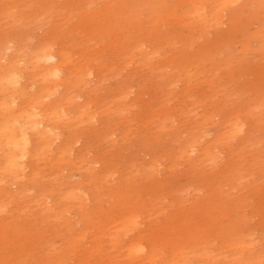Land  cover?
Listing matches in <instances>:
<instances>
[{
	"label": "rangeland",
	"instance_id": "rangeland-1",
	"mask_svg": "<svg viewBox=\"0 0 264 264\" xmlns=\"http://www.w3.org/2000/svg\"><path fill=\"white\" fill-rule=\"evenodd\" d=\"M226 2L224 0H0V62L3 63L0 65L7 66L15 61L17 56L24 61L20 63L22 65H19L22 70L20 84L25 87V90L23 95L18 96L20 101L17 99L16 102L25 107L28 100L36 97L44 86L38 80V76L32 74L27 68V63L30 64L36 51L40 53L49 49L55 53L59 52L57 54L64 55L63 58L69 62V69L80 67V65L81 68L86 66L84 70L88 73L83 78L77 75L67 79L69 82L66 81L64 85L56 87V90L54 89L53 93L48 95L49 97L42 98V105L46 107L58 102L65 108L64 113H67L65 115L67 118L57 123L55 129L61 131V140L70 138L69 135L73 133L78 135V139L75 143L73 142L74 144L72 143L74 149L70 148L68 150L70 152L65 150V159H72L76 155L83 154L87 160L88 157L93 161L100 158V164L96 165L100 168H93L94 172L104 166L115 167L117 170V174L111 180L109 178L110 181L107 179L105 182L99 177L97 183L91 181L92 187L89 185L88 188L101 198V202L97 205L98 207L92 209L96 204L88 200L84 205L85 212L90 218L95 215L96 219L104 216L108 211L114 212L112 215L116 217L120 211L130 207L132 201L137 199L139 209H143L140 210L142 227L139 234L146 240L148 248H154L156 251L154 260L159 259L161 264L168 262L172 257L171 252L178 248H185L189 253L186 255L188 258L182 256L186 264H236V261L242 262L241 258L245 261L251 257L259 258L260 264H264V0H226ZM82 26L88 27L84 30ZM79 28L83 31H79ZM146 40L149 42L147 49L145 48L146 52L157 51L156 54H159V57L154 55L148 58L149 62H145L141 54L132 53V61H129L127 56L131 48L134 50L135 46ZM118 41L119 45L116 46ZM52 46H55L54 49ZM29 54L34 55L29 56ZM66 55L69 58H66ZM81 57H86L85 61L88 64ZM23 63H26L25 66ZM73 63L76 66L72 65ZM79 63H83L84 66ZM181 65L184 68L191 67L187 68L188 71L185 68L187 71L185 72ZM89 71L93 72L92 76ZM172 71L174 74L171 73ZM77 78L80 80H76ZM31 80L36 81L32 83ZM82 105L83 107L88 105L86 109L91 111L93 120L86 119L85 116L72 120ZM117 107L127 112H122V116L121 110L118 111ZM69 113L71 116L68 115ZM85 120L86 123H84ZM230 123L240 124L234 127ZM115 125L116 127L113 128ZM240 128H242L241 131ZM84 129H86L85 132ZM186 138L187 141H185ZM221 138L224 139L221 140ZM188 140L191 144L187 143ZM54 141L51 142L53 147L51 144L47 147V155L32 160L31 163H27L29 167L28 165L24 167L23 176L30 175V171L33 170L37 174L34 175L33 182L25 183L26 192L17 193L16 196L13 190L17 187L19 190L22 185L12 184L11 186L9 175L4 174L3 171L0 172L2 230H7L8 235L10 230L15 228L16 231L31 229L34 233L30 239L32 242L16 237L11 241L12 244L16 242L24 247L27 244L26 248L33 246L34 250L31 253L35 255L30 258H34V261L26 258L27 260H24L22 264L43 262L51 250L47 242L55 244L54 249L60 248L63 259H68L69 255L68 264H96V262L104 264L105 259L102 257L105 258V256L94 254L89 258L85 252L93 244L95 237L99 238L101 252L111 259H117L118 264L139 263V261L132 263L125 256L122 257V245L126 238L119 234L118 246H114V242L108 240V233L113 229L109 227L112 225L109 220L100 229H96L95 224L86 225L81 222L69 232L63 229L60 231L61 235L50 237L54 228L60 229L63 225L62 223L58 225L59 223L57 224L55 219L49 216L51 215L49 210L43 214L45 204L37 196L42 184L46 188L53 187L55 184L53 177L58 175L61 179L71 182L70 184L80 183L88 177L84 167L80 172L79 169H75L76 166L73 163H66V166L61 164L58 167L54 158L59 141ZM122 142L124 145H121ZM116 144H119L118 148L114 149ZM202 150L203 153L209 152L204 155ZM34 162L35 165H31ZM49 166L52 168L49 169ZM124 179L126 182L122 181ZM111 181L113 187L110 188H118L115 190L120 189V191L125 189V193L120 192L125 194L120 199L113 200L106 191L105 186ZM98 183L101 185L99 186ZM97 186H99L98 190ZM2 189L11 195L4 196ZM53 198V195L46 198L48 202L46 204L49 205L50 199ZM8 199L12 200V204L15 203L10 205L11 200ZM65 204L71 208V211L73 208V213L70 211L66 215L72 220L75 219L76 205ZM18 214L21 215L18 216ZM13 218L17 219L14 221ZM168 223L174 227L167 228ZM83 226L91 227L89 230L92 231L90 233L92 235H89L90 231L84 233L80 229ZM41 227L43 230L40 229ZM1 234L3 235V231ZM40 234L44 236H42L43 239L38 238ZM70 236L71 238L83 237V240L79 242L74 241L79 243L77 247H74L76 249L72 250L70 247ZM189 238L192 239L191 242L188 241ZM128 239L133 238L128 237L126 240ZM2 240H0V252H2L1 247L4 249ZM4 250L11 251L9 246H6ZM201 252L202 255L207 252L209 258H196L201 255ZM17 253L20 254L18 261L24 258L18 250ZM6 255L0 259V264H12L8 253Z\"/></svg>",
	"mask_w": 264,
	"mask_h": 264
},
{
	"label": "bare ground",
	"instance_id": "bare-ground-1",
	"mask_svg": "<svg viewBox=\"0 0 264 264\" xmlns=\"http://www.w3.org/2000/svg\"><path fill=\"white\" fill-rule=\"evenodd\" d=\"M3 1V0H2ZM6 1V0H5ZM8 1V0H7ZM64 1V0H63ZM225 2H226V0H224ZM228 1V0H227ZM230 1V0H229ZM234 1V0H233ZM221 2H223V1H221ZM232 2V1H231ZM263 2V1H262ZM114 3H115V1H114ZM228 3H230V2H228ZM60 4V3H59ZM108 4H110V3H108ZM118 4V3H117ZM226 4H227V2H226ZM231 4V3H230ZM66 5V4H65ZM89 5V4H88ZM224 5V4H223ZM259 5H260V3H259ZM262 5V4H261ZM260 5V6H261ZM59 6V5H58ZM61 6V5H60ZM90 6V5H89ZM117 6V5H116ZM198 6V5H197ZM207 7V6H206ZM262 7V6H261ZM264 7V6H263ZM16 8V7H15ZM107 8V10H108V7H106ZM64 9V8H63ZM223 9V8H222ZM9 10V9H8ZM104 10V9H103ZM211 10V9H210ZM195 11V10H194ZM193 11V13H195ZM202 11V10H201ZM200 11V12H201ZM41 12V11H40ZM197 12V11H196ZM66 13V12H65ZM118 13V12H117ZM184 13V12H183ZM197 13H199V12H197ZM112 14V13H111ZM111 14H109V15H111ZM182 14V13H181ZM188 14V13H187ZM32 15V14H31ZM39 15V14H38ZM88 15V14H87ZM108 15V16H109ZM114 15V14H113ZM184 15V14H183ZM186 15V14H185ZM190 15H192V14H190ZM195 14H193V16H194ZM8 16H9V14H8ZM90 16V15H89ZM104 16V15H103ZM157 16V15H156ZM86 17V16H85ZM88 17V16H87ZM195 17V16H194ZM10 18V17H9ZM52 18V17H51ZM93 18V17H92ZM185 18V17H184ZM62 19V18H61ZM113 19V18H112ZM111 19V20H112ZM197 19V18H196ZM195 19V20H196ZM82 20V19H81ZM85 20V19H84ZM123 20V19H122ZM127 20H129V19H127ZM135 20V19H134ZM178 20H180V19H178ZM181 20H182V18H181ZM20 21V20H19ZM18 21V22H19ZM83 21V20H82ZM89 21V20H88ZM124 21V20H123ZM133 21V20H132ZM150 21V20H149ZM157 21V20H156ZM191 21V20H190ZM207 21V20H206ZM30 22V21H29ZM111 22V21H110ZM151 22H153V21H151ZM68 23V22H67ZM96 23V22H95ZM109 23V22H108ZM129 23V22H128ZM154 23V22H153ZM152 23V24H153ZM156 23V22H155ZM200 23V22H199ZM127 24V23H126ZM60 25V24H59ZM99 25V24H98ZM117 25V24H116ZM90 26V25H89ZM103 26H105V25H103ZM120 26H121V24H120ZM152 26V25H151ZM153 26H154V24H153ZM77 27V26H76ZM82 27H84V30H85V27L86 26H82ZM88 27V26H87ZM86 27V28H87ZM117 27H119V26H117ZM117 27H115V28H117ZM156 27V26H155ZM90 28V27H89ZM88 28V29H89ZM96 28V27H95ZM99 28V27H98ZM154 28V27H153ZM155 29H157V27L155 28ZM72 31V30H71ZM79 31H83L82 29L80 30V28H79ZM90 31V30H89ZM88 31V32H89ZM119 31V30H118ZM152 31V30H151ZM60 32V31H59ZM117 32V31H116ZM153 32V31H152ZM87 33V32H86ZM91 33V32H90ZM102 33V32H101ZM49 34V33H48ZM53 34V33H52ZM83 34V33H82ZM85 34V33H84ZM92 34V33H91ZM18 35V34H17ZM16 35V36H17ZM128 35V34H127ZM126 35V36H127ZM150 35V34H149ZM93 36V35H92ZM96 36H98V35H96ZM108 36V35H107ZM105 37V36H104ZM150 37V36H149ZM89 38V37H88ZM128 38V37H127ZM100 39V38H99ZM103 39V38H102ZM101 40V39H100ZM130 41V40H129ZM131 41H133V40H131ZM61 42V41H60ZM140 42V41H139ZM170 42V41H169ZM121 43H124V42H121ZM147 43H149V42H147V40L146 41H142L141 43H139V45H138V42H137V45L138 46H135V49L133 50L132 48H131V50L129 51V53L128 52H126V53H128V56H127V59L129 60V61H132V57H131V54L132 53H138V54H141L142 56L141 57H143V60L145 61V62H149V60H148V58L150 59L151 57H153L154 55H156V56H158L159 57V54L157 55L156 53H157V51L155 52V53H150V51L149 52H146V46H147ZM48 44V43H47ZM134 44H136V43H134ZM172 44V43H171ZM46 45V44H45ZM49 45V44H48ZM47 45V46H48ZM54 45V44H53ZM116 46H118L119 45V41H118V44L116 43L115 44ZM176 45V44H175ZM7 46V45H6ZM12 46V45H11ZM123 46V45H122ZM132 46V45H131ZM174 46V45H173ZM172 46V47H173ZM53 47V46H52ZM55 47V46H54ZM54 47L52 48V49H54ZM126 47V46H125ZM129 47V46H128ZM175 47V46H174ZM130 48V47H129ZM146 48V49H145ZM164 48V47H163ZM38 49V48H37ZM114 49H117V48H114ZM118 49H122V48H118ZM158 49V48H157ZM7 50V49H6ZM39 50H41V48L39 49ZM51 50V49H50ZM55 50H56V48H55ZM124 50H125V48H124ZM25 51V50H24ZM30 51V50H29ZM35 51V50H34ZM33 51V52H34ZM122 51V50H121ZM154 51H155V49H154ZM6 52V51H5ZM4 52V53H5ZM63 52V51H62ZM65 52V51H64ZM57 53H59V52H57ZM57 53H55V51L53 52V51H49V49L47 50V51H40V53L38 52L37 53V51H36V54H35V56L32 58V60L30 61V64H28L27 63V65H28V67L27 68H29L28 70H30V72L32 73V74H34V75H36V76H38L37 78H38V80L41 82V84L42 85H44L43 86V88H42V90L38 93V95L36 96V97H33V98H31V99H29L28 100V102H27V104L25 105V107L23 106V105H19V103H17L16 101H17V99H19V97L18 96H21V95H23L22 93L24 92V90H25V87H23L21 84H20V79H21V75H20V73H21V68H20V65H22V64H20L23 60H20V59H18V58H20V56L18 57L17 56V58H15V61H13V62H6L5 60H3V61H5L8 65L6 66V64H4V65H0V172L1 171H3L4 172V174L6 173L7 175H9V177H10V181H9V183L11 184V186H12V184L14 185V184H20V189L18 190V187L17 188H15L14 190H16V191H14L13 190V188H12V190H13V192H15L16 193V196H17V193H24V192H26L25 190H26V188H25V183H27L28 181H31V182H33V179H35L34 178V175L36 174L35 172H34V170L33 171H30V175H26V176H23V174L25 173V171H24V167H26L28 164L27 163H31L32 162V160H37L38 159V157H43L45 154L47 155V151H48V146L51 144V142H53L54 140H58L59 142H58V145H57V147H56V149H55V151H56V155H55V153H54V155H55V158H54V160L56 161V163L58 164V167H59V165H61V164H64V166H66V163H73V165L74 166H76L75 167V169L77 168V169H79L80 170V172H81V168H83L84 167V170H85V172H87L88 173V177L84 180V181H80V183H73L72 182V184H70L69 182H67L66 181V179H61V177H60V175H58V176H56V177H53L54 179V185H53V187L51 186L50 188H46V187H44V185L41 183V180H40V184H42V186H41V190L39 191L40 193L37 195L39 198V200L40 201H42L43 202V204H45L44 206H43V214L47 211V210H49L48 212H50L51 213V215L49 214V216H51L53 219H55V221L57 222V224L58 225H60L61 223H62V225H63V227H61L60 229H55L54 228V230L52 231V235H50V237H56L57 235H61V233H60V231L61 230H65V231H70V230H72V229H74L75 227H76V225L77 224H79V223H81V222H83L84 224H86V225H88L89 223H91L92 225L93 224H95V225H97V227H96V229H100V228H102L103 227V225L105 226V223L106 222H108V220L110 221V223L112 224L111 226H109V227H112L113 229L111 230V232L110 233H108V240L110 241V242H114L113 244H114V246L116 245V246H118L119 245V242H117L118 241V236H119V234L121 235V236H123V238L125 239H127L128 237H131V238H133V239H128V240H126L125 239V243L122 245V249H123V255H122V257H126L127 258V260H129L130 262H132V263H136L137 261H139V263L140 264H161V261L159 260V259H156V260H154V258H155V255H156V251L154 250V248H148V244H147V242H146V240L144 239V237L142 236V235H140L139 234V231L141 230V222L142 221H140V219L142 218L141 217V211L140 210H143L142 208L141 209H139V206H138V204H137V199H135L136 201H132V204H131V206L130 207H125L122 211H120V214L118 215V216H116V217H114L112 214H114V212L113 213H111V212H106V214L104 215V216H100V218H98V219H96V217H95V215H93L91 218L88 216V214L85 212V209H86V207H84V205L85 204H87V202H88V200H92V203L95 205L94 207H92V209H94V208H96V206L99 204V202H101V198L100 197H98V195L92 190V189H90V188H88L89 187V185L91 184V181H94V183H97L96 181H97V178L99 177L100 179H102V180H109V178H110V180H111V178H113L114 177V175L115 174H117V170L115 169V167H113V168H106L105 166L104 167H102L101 169H99L97 172H94V169L96 168V167H98V166H96L97 164H100V158H98V159H96L97 161H93V160H91V158L90 157H88L89 159L87 160L86 159V157L83 155V154H80V155H76V156H74L72 159H65V156H66V154H65V150H69L70 148H72V149H74L73 147H72V143L74 142L75 143V141L78 139V135L77 134H75V133H73V134H70L69 136H71L70 138H68V137H66V138H64V140H61L60 138H61V134H60V132L58 131V130H55L56 129V125H58L57 123H59V122H61L62 120H64V118L66 117L65 115L67 114H65L64 113V111L66 112V110H65V108H63L62 106H61V104H59L58 102H55V103H53L52 105H50V106H46V107H43V105H42V98L44 97V96H48L49 94H52L53 93V90L56 88V87H58V86H62V85H64L65 84V82L67 81V79H72V76L73 77H77V75H78V77H80V78H83L84 77V75L85 74H87L88 72L86 71V70H84V68L86 67V66H84L83 65V63H79V64H82L83 66H84V68H81V65H80V67H75V68H71V69H69V66H68V64H69V62H66V59L65 58H63V56H60V55H58ZM6 54V53H5ZM65 54V53H64ZM88 54V53H87ZM15 55V54H14ZM30 55H34V54H29V56ZM45 55H52V56H54L55 57V62L54 63H43L42 62V58L45 56ZM134 55V54H133ZM136 55V54H135ZM67 56V55H66ZM115 56V55H114ZM119 56V55H118ZM161 56V55H160ZM13 57V56H12ZM16 57V56H15ZM25 57V56H24ZM116 57V56H115ZM139 57V56H138ZM26 58V57H25ZM24 58V59H25ZM66 58H69L68 56L66 57ZM81 58H83V57H81ZM86 58V57H85ZM85 58H83L84 59V61H85ZM137 58V57H136ZM138 59V58H137ZM180 59V58H179ZM11 60V59H10ZM9 60V61H10ZM177 60V59H176ZM176 60H174V62H176ZM184 61H186L185 59H183ZM182 60V61H183ZM83 61V60H82ZM187 61H188V59H187ZM24 62V61H23ZM86 62V61H85ZM90 62V61H89ZM137 62V61H136ZM141 62V61H140ZM140 62H139V65H141L140 64ZM144 62V63H145ZM171 62V61H170ZM0 63H2V62H0ZM87 63V62H86ZM126 63H128V62H126ZM125 63V64H126ZM142 64H143V62H141ZM3 64V63H2ZM20 64V65H19ZM24 64V63H23ZM26 64V63H25ZM25 64H24V66H25ZM75 63H73L72 65H74ZM76 64H78V63H76ZM88 64V63H87ZM130 64V63H129ZM129 64H128V66H129ZM137 64H138V62H137ZM149 64V63H148ZM152 64V63H151ZM166 64V63H165ZM177 64V63H176ZM135 65V64H134ZM147 65V64H146ZM146 65H144V66H146ZM157 65V64H156ZM167 65V64H166ZM165 65V66H166ZM180 65V64H179ZM184 65V64H183ZM183 65H181V66H183ZM192 65H194V64H192ZM74 66H76V65H74ZM93 66V65H92ZM123 66H124V64H123ZM71 67V66H70ZM189 67V66H188ZM187 67V68H188ZM191 67V66H190ZM189 67V68H190ZM195 67V66H194ZM88 68V67H87ZM86 68V69H87ZM90 68V67H89ZM179 68V67H178ZM182 68H184V66L182 67ZM186 68V67H185ZM185 68H184V71H185ZM186 68V70L188 71V69ZM26 69V68H25ZM59 70L60 71V73H61V75H60V77L58 78V79H54V78H52L51 76H50V73L52 72V71H54V70ZM69 69V70H68ZM95 69V68H94ZM124 69H125V66H124ZM160 69V68H159ZM165 69H166V67H165ZM164 69V70H165ZM180 69V68H179ZM147 70V69H146ZM177 70V69H176ZM176 70L174 71V72H176ZM183 70V69H182ZM154 71V70H153ZM152 71V72H153ZM187 71H185V72H187ZM90 73H91V76H92V74H93V72H91V71H89ZM95 72V71H94ZM181 72H183V71H181ZM171 73H173V71L171 72ZM193 73V72H192ZM202 73V72H201ZM174 74V73H173ZM179 74V73H178ZM186 74H188V73H186ZM185 74V75H186ZM95 75V74H94ZM183 76V75H182ZM63 77V78H62ZM88 77V76H87ZM172 77H174V76H172ZM187 77V76H186ZM185 77V78H186ZM36 78V77H35ZM170 78V77H169ZM177 78V77H176ZM198 78V77H197ZM32 79V78H31ZM79 78H77L76 80H78ZM75 80V81H76ZM80 80V79H79ZM173 80H175L174 78H173ZM179 80V79H178ZM177 80V81H178ZM186 80V79H185ZM32 81V80H31ZM34 82L36 81V80H33ZM32 81V83H34ZM184 81V80H183ZM188 81V80H187ZM191 81V80H190ZM67 82H69V81H67ZM71 82V81H70ZM176 82V81H175ZM170 83V82H169ZM192 83V82H191ZM177 84V83H176ZM31 85V84H30ZM37 85V84H36ZM34 87H35V85H34ZM33 88V87H32ZM29 89H31V88H29ZM36 89V88H35ZM58 89V88H57ZM194 89V88H193ZM34 90V89H33ZM56 90V89H55ZM126 91V90H125ZM57 92V91H56ZM31 93H32V91H31ZM124 93V92H123ZM188 93V92H187ZM82 94V93H81ZM63 95H65V94H63ZM95 95V94H94ZM141 95V94H140ZM216 95V94H215ZM54 96V95H53ZM78 96V95H77ZM24 97V96H23ZM23 97H21V99L23 98ZM49 97V96H48ZM72 97V96H71ZM25 98H26V96H25ZM67 98V97H66ZM193 98V97H192ZM44 99H46V97L44 98ZM43 99V100H44ZM60 99V98H59ZM68 99V98H67ZM66 99V100H67ZM70 99H72V98H70ZM77 99V98H76ZM117 99H119V98H117ZM65 100V101H66ZM120 100V99H119ZM186 100V99H185ZM19 101H20V99H19ZM18 101V102H19ZM68 101V100H67ZM66 101V102H67ZM118 101V100H117ZM52 102H54V101H52ZM69 102V101H68ZM68 102H67V104H68ZM116 102V101H115ZM137 102V101H136ZM140 102V101H139ZM153 102V101H152ZM189 102V101H188ZM23 103V102H22ZM71 104V103H70ZM84 106H85V104H84ZM88 106V105H87ZM87 106L86 107H83V105H82V107L79 109L80 111L78 112V114H76L73 118H72V120H74L75 118L76 119H80L81 117H83V116H85L86 117V119H94V117H93V115H91V111L89 112V110H87L86 108H87ZM122 106H123V104H122ZM127 107V106H126ZM134 107V106H133ZM181 107V106H180ZM115 109H116V107H115ZM117 109H118V111H120L121 110V108H120V110H119V108L117 107ZM126 109V108H125ZM128 109V108H127ZM73 110V109H72ZM100 110V109H99ZM111 110V109H110ZM113 110V109H112ZM254 110V109H253ZM75 111V110H74ZM73 111V112H74ZM115 111H117V110H115ZM114 111V112H115ZM67 112H68V109H67ZM113 112V111H112ZM122 110H121V115L123 116V114H122ZM124 112H127V111H125L124 110ZM123 112V113H124ZM138 112V111H137ZM191 112V111H190ZM72 113V112H71ZM71 113H69L68 115L69 116H71ZM117 113H119V112H117ZM164 113V112H163ZM94 114H96V113H94ZM120 114V113H119ZM128 114V113H127ZM139 114V113H138ZM169 114V113H168ZM182 114V113H181ZM245 114V113H244ZM116 115V114H115ZM157 115V114H156ZM171 115V114H170ZM175 115V114H174ZM253 115V114H252ZM166 116V115H165ZM191 115H189V117H190ZM107 117H109V116H107ZM120 117V116H119ZM154 117H156V116H154ZM169 117V116H168ZM174 117V116H173ZM184 117H185V115H184ZM67 118V117H66ZM123 118V117H122ZM143 118V117H142ZM183 118V117H182ZM206 118V117H205ZM75 119V120H76ZM155 119H158V118H155ZM254 119V118H253ZM257 119V118H256ZM65 121V120H64ZM89 121V120H88ZM97 121H98V119H97ZM175 121V120H174ZM178 121V120H177ZM230 121V120H229ZM79 122V121H78ZM93 122V121H92ZM91 122V123H92ZM236 122V121H235ZM81 123H82V121H81ZM84 123H86V120H85V122ZM96 122H94V125H96L95 124ZM130 123V122H129ZM167 123V122H166ZM224 123V122H223ZM88 124V123H87ZM157 124V123H156ZM188 124V123H187ZM235 124H237V123H235ZM238 124H240V123H238ZM237 124V125H238ZM66 125V124H65ZM90 125V124H89ZM92 125V124H91ZM139 125V124H138ZM221 125V124H220ZM230 125H234V123L232 124V123H230ZM237 125H234V127L235 126H237ZM74 126H76V124L74 125ZM81 126V125H80ZM172 126V125H171ZM88 127V126H87ZM86 127V128H87ZM94 127H96V126H94ZM114 127H116V125L115 126H113V128ZM197 127V126H196ZM221 127V126H220ZM226 127H230V126H228V125H226ZM233 127V126H232ZM241 127H242V125H241ZM65 128V127H64ZM63 128V129H64ZM75 128V127H74ZM122 128V127H121ZM224 128V127H223ZM58 129V128H57ZM117 129V128H116ZM127 129V128H126ZM136 129V128H135ZM150 129V128H149ZM173 129H174V127H173ZM234 129V128H233ZM238 129V128H237ZM236 128L234 129V130H237ZM241 129L242 128H240L239 130L241 131ZM65 130V129H64ZM63 130V131H64ZM69 130V129H68ZM83 130V129H82ZM85 130L86 129H84V132H85ZM117 130H119V129H117ZM80 131H81V129H80ZM129 131H130V129H129ZM138 131V130H137ZM232 131V130H231ZM239 131V132H240ZM70 132H73V131H70ZM79 132V131H78ZM136 132V131H135ZM145 132V131H144ZM164 132V131H163ZM228 132H230V131H228ZM81 133H83V131L81 132ZM90 133V132H89ZM96 133V132H95ZM112 133V132H111ZM99 134V133H98ZM120 134H123V133H120ZM228 134V133H227ZM230 134V133H229ZM238 134V133H237ZM63 135H64V133H63ZM68 135V134H67ZM66 135V136H67ZM83 135V134H82ZM97 135V134H96ZM95 135V136H96ZM114 135V134H113ZM193 135V134H192ZM220 135V134H219ZM222 135V134H221ZM232 135V134H231ZM121 136V135H120ZM65 137V136H64ZM94 137V136H93ZM92 137V138H93ZM107 137H109V136H107ZM106 137V142L108 141L107 138ZM110 137L112 138V135L110 134ZM126 137V136H125ZM133 137V136H132ZM192 137V136H191ZM227 137H228V135H227ZM80 138V137H79ZM83 138H84V136H83ZM115 138H118V137H115ZM122 138V137H121ZM120 138V139H121ZM173 138V137H172ZM187 138H189V137H187ZM187 138H186V140L185 141H187ZM229 138V137H228ZM35 139V142H33V140ZM82 139V138H81ZM99 139V138H98ZM125 139V138H124ZM123 139V140H124ZM195 139V138H194ZM224 139V138H223ZM222 138H221V140H223ZM231 139V138H230ZM93 140V139H92ZM118 140V139H117ZM218 140V139H217ZM104 141V140H103ZM111 141V140H110ZM112 141H114V139H112ZM122 141V140H121ZM171 141V140H170ZM189 141V140H188ZM193 141V140H192ZM214 141V140H213ZM220 141V140H219ZM93 142V141H92ZM116 142V141H115ZM114 142V143H115ZM127 142V141H126ZM126 142H125V144H126ZM191 141H189V142H187V143H190ZM198 142V141H197ZM216 142V141H215ZM218 142V141H217ZM216 142V143H217ZM54 143H55V141H54ZM53 143V144H54ZM73 143V144H74ZM84 143V142H83ZM110 143V142H109ZM117 143H119V142H117ZM183 143H184V141H183ZM220 143V142H219ZM111 144H112V142H111ZM123 144V142L121 143V145ZM191 144V143H190ZM189 144V145H190ZM195 145V143H192V145ZM213 144V143H212ZM80 145V144H79ZM115 145V144H114ZM113 145V146H114ZM117 145H119V144H116V146H115V148L114 149H117L118 147H117ZM124 145V144H123ZM177 145V144H176ZM184 145H186V144H184ZM191 145V146H192ZM197 145V144H196ZM51 146H52V144H51ZM51 146H50V148H51ZM208 146V145H207ZM214 146V145H213ZM53 147V146H52ZM187 147V146H186ZM221 147V146H220ZM50 148H49V152H50ZM101 148V147H100ZM111 148V147H110ZM185 148V147H184ZM183 148V149H184ZM205 148V147H204ZM127 149V148H126ZM125 149V150H126ZM191 149H193V147H191ZM53 149H51V151H52ZM110 150V149H109ZM124 150V151H125ZM66 151V152H67ZM123 151V150H122ZM177 151V150H176ZM181 151V150H180ZM68 152H70V151H68ZM68 152H67V154H68ZM72 152V151H71ZM82 152V151H81ZM196 152V151H195ZM208 152L209 151H204V153H203V150H202V153L204 154V155H207L208 154ZM51 153V155H52V152H50ZM58 153V154H57ZM116 153V152H115ZM120 153V152H119ZM181 154H182V152H180ZM187 153V152H186ZM197 153V152H196ZM201 153V154H202ZM71 154V153H70ZM74 154V153H73ZM105 154V153H104ZM109 154V153H108ZM112 154H114V153H112ZM123 153H121V155H122ZM200 154V155H201ZM88 155H89V153H88ZM102 155V154H101ZM199 155V156H200ZM112 156V155H111ZM117 156V155H116ZM116 156H114L115 158H116ZM119 156V155H118ZM129 156V155H128ZM186 156V155H185ZM203 156V155H202ZM209 156V155H208ZM52 157V156H51ZM70 158H71V155L69 156ZM104 157V156H103ZM46 158V157H45ZM94 158V157H93ZM96 158V157H95ZM102 158V157H101ZM202 158V157H201ZM52 159V158H51ZM117 159V158H116ZM203 159V158H202ZM204 159H206L205 157H204ZM47 160H49V159H47ZM100 160V161H99ZM113 160V159H112ZM43 161H45V160H43ZM42 161V162H43ZM152 161V160H151ZM46 162V161H45ZM120 162V161H119ZM133 162V161H132ZM216 162V161H215ZM44 163V162H43ZM50 163V165L52 164L51 163V161L49 162ZM48 163V164H49ZM112 163V162H111ZM129 164V163H128ZM134 164V163H133ZM133 164H132V167H133ZM31 165H35V162H34V164H31ZM55 165V164H54ZM85 165V166H84ZM47 166V165H46ZM109 166V165H108ZM111 166V165H110ZM126 166V165H125ZM129 166V165H128ZM131 166V165H130ZM149 166V165H148ZM28 167H29V165H28ZM40 167V166H39ZM48 167V166H47ZM46 167V168H47ZM57 167V168H58ZM152 167V166H151ZM36 168V167H35ZM52 168V167H51ZM50 168V166H49V169H51ZM94 168V169H93ZM98 168H100V167H98ZM128 168V167H127ZM131 168V167H130ZM134 168V167H133ZM132 168V169H133ZM149 168V167H148ZM40 169V168H39ZM43 169V168H42ZM54 169V168H53ZM70 169V168H69ZM123 169V168H122ZM146 169V168H145ZM153 169V168H152ZM152 169L151 170H149L148 169V171H152ZM156 169V168H155ZM31 170V169H30ZM60 171H61V169H59ZM71 170V169H70ZM78 170V171H79ZM44 171V170H43ZM50 171V170H49ZM48 171V172H49ZM69 171V170H68ZM77 171V172H78ZM40 172H41V170H40ZM54 172V171H53ZM62 172V171H61ZM60 172V173H61ZM67 172V171H66ZM66 172H64V173H66ZM125 172V171H124ZM153 172H154V170H153ZM44 173V172H43ZM74 173V172H73ZM151 173V172H150ZM155 173V172H154ZM45 174H46V172H45ZM52 174V173H51ZM58 174V173H57ZM56 174V175H57ZM68 174V173H67ZM86 174V173H85ZM125 174V173H124ZM37 175V174H36ZM53 175H55V174H53ZM69 175V174H68ZM148 175V174H147ZM233 175V174H232ZM1 176V175H0ZM2 176H3V178H4V175H3V173H2ZM38 176H39V174H38ZM46 176H47V174H46ZM52 176V175H51ZM66 176V175H65ZM64 176V177H65ZM86 176V175H85ZM125 176H126V174H125ZM124 176V177H125ZM41 177V176H40ZM50 179H51V177L50 176H48ZM63 177V178H64ZM1 178V177H0ZM49 178H46V179H49ZM67 178H68V176H67ZM91 178H93L92 180H90ZM121 178H123V177H121ZM133 178V177H132ZM6 179H7V177H6ZM38 179H40L39 177H38ZM42 179V178H41ZM83 179V178H82ZM81 179V180H82ZM1 180V179H0ZM3 180V179H2ZM45 180V179H44ZM109 180V181H110ZM121 180V179H120ZM129 180V179H128ZM135 180V179H134ZM5 181V180H4ZM47 181V180H46ZM50 181H52V180H50ZM122 181H125V179L124 180H122ZM0 182H2V181H0ZM21 182V183H20ZM35 182V181H34ZM43 182V181H42ZM100 182V181H99ZM106 182V181H105ZM126 182V181H125ZM5 183V182H4ZM3 183V184H4ZM37 183V182H36ZM47 183V182H46ZM45 183V184H46ZM49 183H51V182H49ZM48 183V184H49ZM109 183V182H108ZM3 184H1V185H3ZM10 184H6V185H10ZM31 184V183H30ZM99 184V183H98ZM128 184H130L129 182H128ZM101 184H99V186H100ZM104 185V184H103ZM113 185V183H112V181H111V183H109V184H107L106 186H105V188H106V191H108V194L110 195V197L113 199V200H115V199H117V198H121L123 195H125V194H123V193H125V189L123 190V191H120V189L119 190H115V189H118V188H115V189H112V188H110L111 186ZM119 185V184H118ZM127 185V184H126ZM126 185H124V186H126ZM131 185V184H130ZM37 186V185H36ZM91 186V185H90ZM99 186H97V190H98V187ZM115 186H117L116 184H115ZM9 187V186H8ZM31 187V186H30ZM92 187V186H91ZM104 187V186H103ZM113 187V186H112ZM121 187V186H120ZM119 187V188H120ZM5 188V187H4ZM29 188V187H28ZM34 188V187H33ZM40 188V187H39ZM94 188V187H93ZM1 189V188H0ZM5 189H7V188H5ZM103 189V188H102ZM135 189V188H134ZM12 190H10V191H12ZM32 190V189H31ZM30 191V190H29ZM44 191H47V192H44ZM103 191H104V189H103ZM2 192H3V194H4V196H10L11 194L8 192V191H4L3 189H2ZM28 192V191H27ZM120 192H123V193H120ZM131 192V191H130ZM128 194V193H127ZM133 194V193H132ZM32 194H30V196H31ZM52 195L54 196V198L53 199H50V204L49 205H47L46 204V198H48V197H52ZM137 194H134V196H136ZM100 196V195H99ZM138 196V195H137ZM1 197V196H0ZM20 196H18V198H19ZM22 197H23V195H22ZM26 197V196H25ZM4 198V197H3ZM18 198H16V199H18ZM28 198V197H27ZM36 198V197H35ZM2 199V198H1ZM6 199V198H5ZM15 199V198H14ZM37 199V200H38ZM129 199V198H128ZM9 200V199H8ZM11 200V199H10ZM9 200V201H10ZM23 200H24V197H23ZM36 200V199H35ZM134 200V199H133ZM39 201V202H40ZM5 202H7V201H5ZM17 203H19V201H16ZM29 202V201H28ZM2 203H4V202H2ZM15 203V202H14ZM13 203V204H14ZM38 203V202H37ZM48 203V202H47ZM65 203H73V204H75L76 206H75V208H77V212H76V210H74L76 213H74L75 215H76V217H75V219L73 218V220L72 219H70V218H68V216L66 215V213H69L71 210V208H69ZM91 205H92V203L91 202H89ZM131 203V202H130ZM139 203V202H138ZM7 204V203H6ZM5 204V205H6ZM12 204V200H11V202H10V205ZM12 204V205H13ZM20 204V203H19ZM26 204V203H25ZM25 204H22V205H25ZM35 204V203H34ZM160 204V203H159ZM4 205V206H5ZM161 205V204H160ZM160 205H159V207H160ZM18 206V205H17ZM5 207H7V206H5ZM4 207V208H5ZM74 207V206H73ZM91 207V206H90ZM98 207V206H97ZM1 208V207H0ZM13 208V207H12ZM168 208V207H167ZM171 208V207H170ZM6 209V208H5ZM146 209V208H145ZM155 209V208H154ZM164 209V208H163ZM7 210V209H6ZM14 210V209H13ZM21 210H23V209H21ZM24 210H26V209H24ZM2 211V210H1ZM3 211H4V209H3ZM9 211V210H8ZM11 211V210H10ZM72 211H73V208H72ZM71 211V212H72ZM5 212V211H4ZM4 212H3V214H4ZM14 212V211H13ZM12 212V213H13ZM20 212V211H19ZM18 212V213H19ZM31 212V211H30ZM145 212H146V210H145ZM2 213V212H1ZM10 213V212H9ZM22 213H23V211H22ZM21 213V214H22ZM73 213V212H72ZM6 214V213H5ZM11 214V213H10ZM9 214V215H10ZM21 214H18V216L19 215H21ZM26 214V213H25ZM24 214V215H25ZM143 214V213H142ZM16 215V214H15ZM14 215V216H15ZM24 215L22 216V218L24 217ZM71 215V214H70ZM156 215H158V214H156ZM12 216V215H11ZM17 217V216H16ZM26 217V216H25ZM46 218V217H45ZM12 219V218H11ZM14 219V221L17 219H15V218H13ZM26 219V218H25ZM147 220V219H146ZM7 221H9V219L7 220ZM13 222V221H12ZM49 222H50V220H49ZM170 222V221H169ZM4 223H6V222H4ZM18 223V222H17ZM172 223V222H171ZM8 224V223H7ZM10 224V223H9ZM19 224V223H18ZM107 224V223H106ZM169 225H167V228H169V229H172L173 227H174V225H172L171 226V224L170 223H168ZM15 225V224H14ZM48 225V224H47ZM51 225H54V224H51ZM51 225H50V228H49V231H50V229H51ZM56 225V224H55ZM90 225V224H89ZM60 227V226H59ZM85 227H87V226H83L82 228H80L82 231H84V233H88L91 229V227L90 228H85ZM93 227V226H92ZM13 228V227H12ZM26 229V228H25ZM40 229H42V227L40 228ZM77 229V228H76ZM90 229V230H89ZM95 229V228H94ZM43 230V229H42ZM80 230V231H81ZM103 230H105V229H103ZM102 230V231H103ZM1 231H3V235L1 236L0 235V240H2V239H6V240H2V242L4 243L3 244V246H4V249H6V246H9V248L11 249V251L10 252H6V250H4L3 249V247H1L2 248V252H0V259H2V258H4V257H6L7 255H6V253H8V257H9V260H11L12 261V264H22V262L24 261V260H27L26 258H30V256L31 257H33V255H35V253L32 255V250H34L33 249V246H30V247H27L26 248V245H25V247L24 246H22V244H17L16 242H14L13 244L11 243V241H13L14 240V238L16 237V238H24V240L27 242V240H28V242H30L31 240V238L34 236V233H32V231H31V229H27V230H20V231H16V228H15V230L14 229H11L10 230V233H9V235H8V233H7V230H5V229H3L2 230V228H1V225H0V233H1ZM16 231V232H15ZM37 231V230H36ZM75 231V230H74ZM79 231V230H78ZM96 231V230H95ZM98 231V230H97ZM100 231V230H99ZM106 231V230H105ZM109 231V230H108ZM92 231H90L89 232V235H92V234H90ZM48 233V232H47ZM47 233H45V234H47ZM65 233V232H64ZM71 233V232H70ZM72 233H75V232H72ZM77 233V232H76ZM83 233V232H82ZM83 233V234H84ZM51 234V233H50ZM67 234V233H66ZM99 235H100V233H98ZM97 234V235H98ZM105 235L107 234V233H104ZM132 234V235H131ZM143 234H145V233H143ZM41 236L40 237H38L39 239H43V235L42 234H40ZM94 235H96V234H94ZM93 235V236H94ZM98 235V236H99ZM129 235H131V236H129ZM43 236V237H42ZM69 236V235H68ZM85 235H83V237H84ZM235 236V235H234ZM83 237L82 236H80V237H78V236H76V237H73V238H71V236L69 237V239H71V243H70V247L72 248V250H73V248L74 247H77L78 246V244L79 243H77V242H79V241H81V240H83ZM102 237H104V236H102ZM158 237V236H157ZM37 238V239H38ZM47 238V237H46ZM60 238V237H59ZM62 238V237H61ZM68 238V237H67ZM234 238V237H233ZM232 238V239H233ZM242 238V237H241ZM245 238V237H244ZM65 239V238H64ZM85 239V238H84ZM89 240L91 239V238H88ZM93 239V238H92ZM239 239V238H238ZM33 240V239H32ZM56 240V239H55ZM58 240V239H57ZM98 240H99V238L98 237H95L94 239H93V244H91V246L89 247V248H87L86 249V253L88 254V257L90 258L92 255H94V254H98V255H101V256H105V258L104 257H102L103 259H105V263L104 264H118V261H117V259H111V257H109V256H107V255H105V254H103L102 252H101V247H100V245L98 244ZM107 240V241H108ZM190 240H192V239H190L189 238V240L188 241H190ZM236 240H237V238H236ZM41 241V240H40ZM46 241V240H45ZM53 241V240H52ZM74 241H77V242H74ZM84 241H86V240H84ZM84 241H82V242H84ZM88 241V240H87ZM182 241L184 242V239L182 238ZM234 241H235V238H234ZM233 241V242H234ZM244 241V240H243ZM242 241V242H243ZM247 241V240H246ZM32 242V241H31ZM191 242V241H190ZM195 242V241H194ZM233 242H232V244H233ZM35 243V242H34ZM236 243V242H235ZM234 243V244H235ZM41 244V243H40ZM43 244V243H42ZM47 244H49V248L51 249L49 252H48V254L46 255V257H45V259L43 260V262H39V264H68V260H69V255H68V259H63V257L60 255V248H57V249H54L53 248V246H55V244L54 245H52V243H48L47 242ZM58 244V243H57ZM56 244V245H57ZM63 244H64V241H63ZM62 244V245H63ZM180 244V243H179ZM229 244H230V242H229ZM237 244V243H236ZM253 244V243H252ZM36 245V244H35ZM44 245V244H43ZM42 245V246H43ZM46 245V244H45ZM156 245H158V243L156 244ZM170 245V244H169ZM188 245V244H187ZM238 245H239V243H238ZM67 246V245H66ZM66 246H64L65 248H66ZM82 246H85V245H82ZM183 246V245H182ZM185 246V245H184ZM183 246V247H184ZM228 246V245H227ZM235 246H237V245H235ZM252 246V245H251ZM46 247V246H45ZM60 247H62V246H60ZM69 247V248H70ZM87 247V246H86ZM199 247V246H198ZM201 247V246H200ZM242 247H245V246H242ZM25 248H26V250H25ZM40 248V247H39ZM38 248V249H39ZM79 249H80V246L78 247ZM101 248V249H100ZM115 248V247H114ZM238 248V247H237ZM37 249V248H36ZM43 249V248H42ZM74 249H76V248H74ZM116 249V248H115ZM242 249V248H241ZM17 250H18V252L19 253H21V254H23L24 255V258H22L20 261H18L17 260V258L19 257V255L20 254H18L17 253ZM67 250H69V249H67ZM109 250V249H108ZM121 250V249H120ZM226 250V249H225ZM245 250V249H244ZM38 251V250H37ZM36 251V252H37ZM44 251V250H43ZM84 251V250H83ZM122 251V250H121ZM206 251V250H205ZM239 251V250H238ZM35 252V251H34ZM80 252V251H79ZM82 252V251H81ZM105 253H106V251H104ZM221 252V251H220ZM40 253V252H39ZM85 253V254H86ZM172 253V257H170L171 259L168 261V262H166V263H164V264H186V260L185 259H183L182 258V256H184V258H188V256L186 257V255H188L189 253H187L186 252V250H185V248L184 249H176V250H174L173 252H171ZM197 253V252H196ZM62 254V253H61ZM69 254V253H68ZM74 254V253H73ZM76 254V253H75ZM80 254V253H79ZM83 254V253H82ZM86 254V255H87ZM108 254V253H107ZM195 254V253H194ZM37 255V254H36ZM170 255V254H169ZM240 255V254H239ZM61 256V257H60ZM72 256V255H71ZM194 256V255H193ZM216 256H218V255H216ZM221 256V255H220ZM235 256V255H234ZM74 257V256H73ZM118 257V256H117ZM119 257H120V255H119ZM122 257H120V258H122ZM157 257V256H156ZM203 257H205V258H209V254H207V252L206 253H204L203 255H202V252H201V255H199V256H197L196 258H202L203 259ZM44 258V257H43ZM85 258V257H84ZM97 258V257H96ZM160 258V257H159ZM213 258V257H212ZM223 258H225V257H223ZM222 258V259H223ZM231 258V257H230ZM30 259H34V258H30ZM92 259V258H91ZM95 259V258H94ZM87 260H89V259H87ZM97 260V259H96ZM102 260V259H101ZM217 260V259H216ZM227 260V259H226ZM29 261V260H28ZM34 261V260H33ZM72 261V260H71ZM95 261V260H94ZM93 261V262H94ZM203 261V260H202ZM205 261V260H204ZM241 261L242 262H235L236 264H260L261 262H260V260H259V258H257V257H251V258H249L248 260H245L244 261V259L243 258H241ZM96 262V261H95ZM94 262V263H95ZM100 262V261H99ZM215 262V261H214ZM226 262V261H225ZM25 263V262H24ZM92 263V262H91ZM139 263H137V264H139ZM207 263H209V262H207ZM231 263V262H230ZM7 264H9V263H7ZM96 264H97V262H96ZM100 264V263H99ZM102 264V263H101ZM227 264V263H226Z\"/></svg>",
	"mask_w": 264,
	"mask_h": 264
},
{
	"label": "clouds",
	"instance_id": "clouds-1",
	"mask_svg": "<svg viewBox=\"0 0 264 264\" xmlns=\"http://www.w3.org/2000/svg\"><path fill=\"white\" fill-rule=\"evenodd\" d=\"M42 62L43 63H54L55 62V57L52 56V55H45L43 58H42ZM61 73L60 71L57 69V70H54L50 73V76L54 79H58L60 77Z\"/></svg>",
	"mask_w": 264,
	"mask_h": 264
}]
</instances>
